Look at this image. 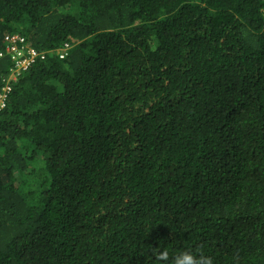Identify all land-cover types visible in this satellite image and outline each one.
Here are the masks:
<instances>
[{"label":"trees","instance_id":"obj_1","mask_svg":"<svg viewBox=\"0 0 264 264\" xmlns=\"http://www.w3.org/2000/svg\"><path fill=\"white\" fill-rule=\"evenodd\" d=\"M0 55V264H264V0H0Z\"/></svg>","mask_w":264,"mask_h":264},{"label":"built area","instance_id":"obj_2","mask_svg":"<svg viewBox=\"0 0 264 264\" xmlns=\"http://www.w3.org/2000/svg\"><path fill=\"white\" fill-rule=\"evenodd\" d=\"M7 49L6 52L10 56L12 62L14 63V69L10 77V81H16L17 78L28 68L32 63L35 62L37 57L45 58V54L36 52L33 49H29L25 45V39L21 35H7L6 36ZM70 45L66 44L62 49L58 51V54L61 59H64L67 55ZM2 56V55H0ZM10 91L9 87H5L3 92L0 94V113L5 108V101L8 92Z\"/></svg>","mask_w":264,"mask_h":264},{"label":"clouds","instance_id":"obj_3","mask_svg":"<svg viewBox=\"0 0 264 264\" xmlns=\"http://www.w3.org/2000/svg\"><path fill=\"white\" fill-rule=\"evenodd\" d=\"M197 251L199 252V250ZM156 258L158 261H163L164 264H168L169 255L167 251L159 252ZM171 264H212V259L202 254H194L191 250H188L176 255L172 259Z\"/></svg>","mask_w":264,"mask_h":264}]
</instances>
